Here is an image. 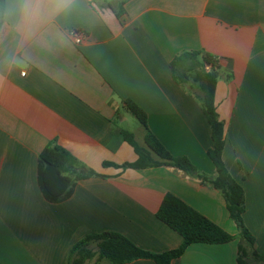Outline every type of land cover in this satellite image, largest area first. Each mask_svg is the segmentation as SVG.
Listing matches in <instances>:
<instances>
[{
  "label": "crops",
  "instance_id": "obj_1",
  "mask_svg": "<svg viewBox=\"0 0 264 264\" xmlns=\"http://www.w3.org/2000/svg\"><path fill=\"white\" fill-rule=\"evenodd\" d=\"M71 32L83 35L79 45ZM190 51L217 60L222 160L244 191L243 222L254 249L264 252V0H6L0 264H66L78 241L102 232L153 253L174 250L182 238L156 217L166 194L238 237L224 198L199 178L169 166L121 168L137 159L121 131L145 147V130L125 105L131 101L172 157L216 176L199 95L178 84L170 69L176 55ZM47 146L75 159L71 172L96 174L78 180L60 203L47 202L37 183L38 157ZM239 244H191L171 264H237Z\"/></svg>",
  "mask_w": 264,
  "mask_h": 264
},
{
  "label": "trees",
  "instance_id": "obj_2",
  "mask_svg": "<svg viewBox=\"0 0 264 264\" xmlns=\"http://www.w3.org/2000/svg\"><path fill=\"white\" fill-rule=\"evenodd\" d=\"M5 4L6 0H0V26L3 22ZM113 10L117 16L123 13L121 4ZM170 69L178 84L186 85L190 79L200 91L202 111L211 129L212 148L208 150L207 156L215 167L216 176L208 178L200 174L185 157H172L147 129L144 112L131 101H125V105L145 130V147L140 148L131 133L121 131L124 140L133 147L137 155L135 162L123 164L121 168L146 169L169 166L210 185L224 198L229 218L238 229L240 244L236 258L237 264H264V252H256L254 238L243 222L244 191L230 176L222 160L224 125L219 119L214 103V93L219 77L217 60L204 52H182L174 57L170 63ZM75 165V159L57 146H47L40 153L37 161V183L47 202L65 201L71 197L78 180L96 176L92 171L80 174L72 169L71 172L70 169ZM156 217L180 235L182 242L178 248L163 253H153L137 247L119 233L102 232L90 234L78 241L70 249L66 264H84L89 260L98 264L102 259L108 260L111 264H127L139 259L151 260L155 264H171L174 259L181 257L191 244H226L237 238L171 194L163 197Z\"/></svg>",
  "mask_w": 264,
  "mask_h": 264
},
{
  "label": "rangeland",
  "instance_id": "obj_3",
  "mask_svg": "<svg viewBox=\"0 0 264 264\" xmlns=\"http://www.w3.org/2000/svg\"><path fill=\"white\" fill-rule=\"evenodd\" d=\"M109 1H111L112 4L115 5V4H116V1H119V0H109ZM191 86H193V88H192ZM186 87H187L190 91H192V92H194L195 94H198V95H199L200 91L198 90L197 86H196L195 84H193V82H192L190 79L187 81V83H186ZM137 122H138V121H137ZM138 124H139V122L136 123L135 126H137ZM127 127H129V126H127ZM236 239L239 240L238 237H237Z\"/></svg>",
  "mask_w": 264,
  "mask_h": 264
},
{
  "label": "built area",
  "instance_id": "obj_4",
  "mask_svg": "<svg viewBox=\"0 0 264 264\" xmlns=\"http://www.w3.org/2000/svg\"><path fill=\"white\" fill-rule=\"evenodd\" d=\"M70 35L74 44L79 45L82 42L83 35L81 33L71 32ZM22 75H24V73H22Z\"/></svg>",
  "mask_w": 264,
  "mask_h": 264
}]
</instances>
